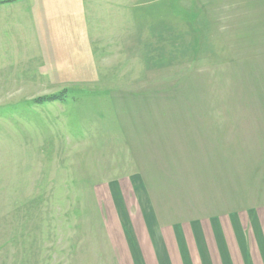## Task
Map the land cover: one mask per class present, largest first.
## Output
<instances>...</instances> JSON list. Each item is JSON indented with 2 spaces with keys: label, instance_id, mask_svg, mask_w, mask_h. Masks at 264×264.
<instances>
[{
  "label": "rangeland",
  "instance_id": "rangeland-1",
  "mask_svg": "<svg viewBox=\"0 0 264 264\" xmlns=\"http://www.w3.org/2000/svg\"><path fill=\"white\" fill-rule=\"evenodd\" d=\"M0 264H264V0H0Z\"/></svg>",
  "mask_w": 264,
  "mask_h": 264
},
{
  "label": "trees",
  "instance_id": "trees-1",
  "mask_svg": "<svg viewBox=\"0 0 264 264\" xmlns=\"http://www.w3.org/2000/svg\"><path fill=\"white\" fill-rule=\"evenodd\" d=\"M177 12L180 13L181 11L177 10ZM182 14H183L184 16L188 15L186 12H182Z\"/></svg>",
  "mask_w": 264,
  "mask_h": 264
},
{
  "label": "crops",
  "instance_id": "crops-1",
  "mask_svg": "<svg viewBox=\"0 0 264 264\" xmlns=\"http://www.w3.org/2000/svg\"><path fill=\"white\" fill-rule=\"evenodd\" d=\"M173 227H175V226H173Z\"/></svg>",
  "mask_w": 264,
  "mask_h": 264
}]
</instances>
